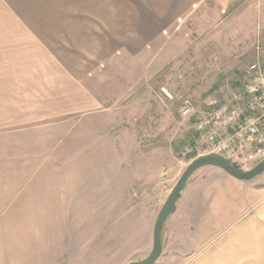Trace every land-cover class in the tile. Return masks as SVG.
Returning <instances> with one entry per match:
<instances>
[{
	"label": "crops",
	"instance_id": "crops-1",
	"mask_svg": "<svg viewBox=\"0 0 264 264\" xmlns=\"http://www.w3.org/2000/svg\"><path fill=\"white\" fill-rule=\"evenodd\" d=\"M116 23V48L102 41L100 58L92 38L86 50L69 44L72 58H0L5 264H13L8 256L15 253L8 240L24 238L14 224L29 225L37 239L31 254L50 253L51 264H127L125 241L111 244L109 237L111 223L118 234L125 230V199L110 193L123 189L89 185L79 203L72 168L77 116L99 109L93 80L105 64L116 58H247L253 45L252 12L231 0H117ZM106 24L102 19L103 29ZM61 37L56 33L58 44ZM110 207L117 208L112 219ZM45 223L53 224L48 251L39 226ZM161 239L155 264H264V173L242 181L216 166L199 168Z\"/></svg>",
	"mask_w": 264,
	"mask_h": 264
},
{
	"label": "rangeland",
	"instance_id": "rangeland-1",
	"mask_svg": "<svg viewBox=\"0 0 264 264\" xmlns=\"http://www.w3.org/2000/svg\"><path fill=\"white\" fill-rule=\"evenodd\" d=\"M231 2L253 15V45L247 58L113 57L102 76L93 80L99 109L77 116V158L72 159V168L80 188L78 201L86 199L89 185L107 183L123 189L110 193L111 198L125 199V230L120 228L118 234L111 223L109 237L111 244L125 241L127 264L152 252L158 214L194 159L186 147L195 132L179 114L181 98L190 97L201 110H208L230 99L234 88L245 82L249 66L259 60L264 64L262 0ZM116 12L117 0H0V58H72L69 44L86 50L82 46L90 38L100 58L102 41L108 39L116 48ZM102 19L107 23L104 29ZM55 30L62 36L60 44ZM162 86H168L175 99H167ZM116 209L109 208L111 219ZM14 225L24 238L14 235L8 240L15 252L8 256L13 264H51L52 254H31L37 239L29 225ZM52 225L39 224L45 229L47 251L52 249ZM5 226L0 223V264L6 262Z\"/></svg>",
	"mask_w": 264,
	"mask_h": 264
},
{
	"label": "built area",
	"instance_id": "built-area-1",
	"mask_svg": "<svg viewBox=\"0 0 264 264\" xmlns=\"http://www.w3.org/2000/svg\"><path fill=\"white\" fill-rule=\"evenodd\" d=\"M245 73V82L234 88L230 99L208 110H201L190 97L181 98L179 114L195 132L186 147L194 159L215 154L240 170L264 162V64L259 60ZM160 91L169 100L176 97L168 86Z\"/></svg>",
	"mask_w": 264,
	"mask_h": 264
},
{
	"label": "water",
	"instance_id": "water-1",
	"mask_svg": "<svg viewBox=\"0 0 264 264\" xmlns=\"http://www.w3.org/2000/svg\"><path fill=\"white\" fill-rule=\"evenodd\" d=\"M204 166L219 167L225 170L232 177L242 181L251 180L264 173V162L256 165L250 170H240L234 165H232L225 158L215 154L200 156L193 160L189 164V166L184 170L177 183L172 188L166 200V204L162 207L158 214L154 227V243L152 252L148 256V258L140 261H134L128 264H155V262L161 256L163 250L161 239L163 225L166 219L176 211L177 201L181 197L182 191L186 185L187 180L196 170Z\"/></svg>",
	"mask_w": 264,
	"mask_h": 264
},
{
	"label": "trees",
	"instance_id": "trees-1",
	"mask_svg": "<svg viewBox=\"0 0 264 264\" xmlns=\"http://www.w3.org/2000/svg\"><path fill=\"white\" fill-rule=\"evenodd\" d=\"M237 168V167H236Z\"/></svg>",
	"mask_w": 264,
	"mask_h": 264
}]
</instances>
